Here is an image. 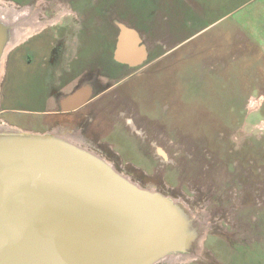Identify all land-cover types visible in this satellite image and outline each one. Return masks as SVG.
<instances>
[{
  "label": "rangeland",
  "instance_id": "374dc122",
  "mask_svg": "<svg viewBox=\"0 0 264 264\" xmlns=\"http://www.w3.org/2000/svg\"><path fill=\"white\" fill-rule=\"evenodd\" d=\"M5 1L39 8L45 21L66 9L75 15L61 16L5 55L0 109L24 111L0 119L42 131L43 117L33 111L44 107L34 99L43 87L35 86L32 73L16 71L18 61H34V41L43 51L35 60L45 56L48 66L116 70V79L144 66L122 82L127 91L120 97L138 131L104 111L101 126L84 135L108 148L99 147V154L119 172L166 190L205 218L200 254L181 264H264V127L256 126L264 120V102L248 106L264 94V0ZM119 24L137 31L148 52L144 63L124 67L114 59Z\"/></svg>",
  "mask_w": 264,
  "mask_h": 264
},
{
  "label": "water",
  "instance_id": "95a60500",
  "mask_svg": "<svg viewBox=\"0 0 264 264\" xmlns=\"http://www.w3.org/2000/svg\"><path fill=\"white\" fill-rule=\"evenodd\" d=\"M9 31L0 20V67ZM60 130L0 127V264H155L200 254L191 209Z\"/></svg>",
  "mask_w": 264,
  "mask_h": 264
},
{
  "label": "flooded vegetation",
  "instance_id": "af4514ba",
  "mask_svg": "<svg viewBox=\"0 0 264 264\" xmlns=\"http://www.w3.org/2000/svg\"><path fill=\"white\" fill-rule=\"evenodd\" d=\"M73 13L75 15V12L72 9H66L60 11V13L56 17H52L48 20H46V24H52L55 23L61 16L67 15ZM43 27L39 31L35 32L32 37L37 36V34H40L41 30L45 29ZM30 37V38H32ZM64 53V52H63ZM43 52L39 55H42ZM35 55L32 54L29 55L30 58L34 61L30 62H20L18 61V69L19 75L21 73L25 75L33 74L35 77L36 85L38 88L43 87L42 89L36 90V93L38 94L34 99H38L41 106H44L43 108H39L33 112L42 115L41 126L42 131H51L55 129H61V130H67V131H76L77 136L74 139L82 143V139L78 133L80 132L81 135H83L86 139V143H88L92 148H90L92 151L99 154V151L96 149H99V147L106 148L101 141L94 137H86L84 135V132L88 129V127L93 126V128H98L101 126V122L97 120L99 118V115L101 112L112 113L115 117L121 118L122 121L125 123V125H128L132 123L130 127L131 130L138 131L137 126L133 123L134 117L128 114L124 108H122L125 105L126 98L120 99L121 96H123L121 93L122 91H127L125 86L122 84L126 79L131 78L133 76H138L141 74V71L144 66H141L137 68L134 71L128 72L124 76H122L120 79H116V71H105L101 73V70H97L94 66L92 67H85L84 65H76V67H70V64L58 62L53 63L48 66V64L45 62V56L42 57L40 60H35ZM132 67L135 66L131 64L130 62H127ZM24 64H27L29 66V69L24 68ZM2 65V64H1ZM137 65V64H136ZM5 71L3 77L6 76V62L4 65ZM27 70V71H26ZM141 70V71H140ZM1 71V67H0ZM13 71L11 70L10 73ZM15 72V71H14ZM143 72V71H142ZM9 73V75H10ZM1 74V72H0ZM101 74H104L105 76L102 77ZM44 76V77H42ZM0 79V80H1ZM75 97V99H74ZM77 97V98H76ZM110 99V102L107 103L106 106H104V109H102L103 101L104 99ZM74 101L80 100L79 103H70L67 101ZM7 111H13V112H20L24 111V109L19 108H9L3 106L0 109V115H2L4 112ZM67 117H76V124L77 126L73 127L69 123H65L62 119H65ZM127 117H130L132 122L129 120L127 121ZM45 120L47 118H54L58 119L61 118V120H54L55 127L48 129L50 125L45 124L43 119ZM103 119V118H102ZM44 120V121H45ZM65 123V124H64ZM1 125H12L13 124L8 123V121H4V119H0ZM17 127V126H16ZM85 144L82 143L83 146L87 147ZM89 148V147H87ZM108 149V148H106ZM110 151V150H109ZM112 154L116 155L118 158V152H113ZM101 155V154H100ZM118 163V162H117ZM137 170H141L144 176H150L146 171L135 167ZM154 189H157L154 187ZM161 192L167 194L166 190H160ZM182 262H176V261H170L167 259L161 260L157 262L156 264H181ZM186 263V262H185Z\"/></svg>",
  "mask_w": 264,
  "mask_h": 264
},
{
  "label": "bare ground",
  "instance_id": "6f19581e",
  "mask_svg": "<svg viewBox=\"0 0 264 264\" xmlns=\"http://www.w3.org/2000/svg\"><path fill=\"white\" fill-rule=\"evenodd\" d=\"M38 9L31 6V5H24L23 6V5H17L12 1L0 0V20L5 25H7L9 30H10L9 31V33H10L9 39L5 45V49H4V53H3V57H2L0 79H1V75H2V68H3V62H4L5 55L8 52H10V50H12V48L19 45L26 38L30 37L35 32L39 31L40 29H42L43 27H45L47 25L45 20H41V18L39 19V16H38L39 10ZM119 26H120V32L118 34V39H119L118 44H117L118 48L119 47L121 48L122 46H124L125 43H129L132 46H137L139 43L135 44V42H134L135 38H138L137 34L132 29L125 27L124 24H119ZM126 30L131 31L132 38L131 37L127 38V36L124 35V32ZM139 41H140V39H139ZM263 100H264V95H262L259 98L251 97L249 99L248 106L250 107V109H255L263 103ZM1 126H4V125L0 124V127ZM57 134L59 135L60 138L64 139L65 141H67L71 144L87 148V147L82 145V143L79 141V139H77V140L74 139L75 137H79V136H77L76 131L60 130V131H58ZM87 149L91 150L90 148H87ZM100 156H102V155H100ZM103 159L106 160L110 166H113L115 168L114 164L110 160L106 159L105 157H103ZM120 173L123 176H125L126 178L131 179L128 175H125L123 172H120ZM150 189L154 190V188H150ZM170 197L173 200L182 203V205L185 208L190 210V208L188 207V205L185 203L184 200H182L180 198H175L172 196H170ZM191 214L195 216V214L193 212ZM202 219L204 221H200L198 219L200 221L198 223H200L202 225V228L200 231V237L198 240L199 249L202 248L203 241H204L206 234L208 232V229H209L208 222L205 220L204 217ZM164 259H167L170 261H176V262L178 261V262L185 263L188 261H192L196 258L195 257L186 258V257L181 256V255H168V256H165L164 258L158 260L157 262L164 260ZM157 262H155V264Z\"/></svg>",
  "mask_w": 264,
  "mask_h": 264
},
{
  "label": "crops",
  "instance_id": "0c3cea01",
  "mask_svg": "<svg viewBox=\"0 0 264 264\" xmlns=\"http://www.w3.org/2000/svg\"><path fill=\"white\" fill-rule=\"evenodd\" d=\"M57 16V15H56ZM56 16H54V17H56ZM57 22V21H56ZM55 22V23H56ZM55 23H52V24H55ZM51 24V25H52ZM125 27H127V28H129L128 26H126L125 25ZM129 29H132L136 34H137V37L139 38V35H138V33H137V31L135 30V29H133V28H129ZM124 35H126L127 36V38H132V34H131V31L130 30H126L125 32H124ZM32 36H34V35H31L30 37H32ZM36 37V36H35ZM35 37H32V38H29V40H30V42H31V40H33ZM118 39V38H117ZM140 39V38H139ZM34 46V47H33ZM30 47H32V48H34V50H33V52L32 53H34V54H41L43 51H42V48L40 47V46H36V44H35V41H34V44H30ZM58 52H60L59 53V55L60 56H62V54H63V50H60V51H58ZM147 56H148V52H147V50H146V47L144 46V45H141L140 44V42H139V44L137 45V46H132V45H130L129 43H125V45L124 46H122L121 48L119 47L118 48V46H116L115 45V50H114V59L115 60H117L116 59V57L119 59V62H120V64L122 65V66H124V67H132L130 64H128L127 62H130L131 64H133V65H136V64H142V63H144L145 62V60H146V58H147ZM116 64V63H115ZM124 69H126V68H124ZM114 71H116V70H114ZM262 95H264V94H261V96ZM261 96H259V97H261ZM258 97V98H259ZM74 99H75V97H74ZM74 99H72L73 101H67V102H70V103H76V101H74ZM110 102V99L109 98H107V99H104V101H103V105H102V109H104V106H106L107 105V103H109ZM263 102H264V100H263ZM104 110H106V109H104ZM134 119V118H133ZM45 118L43 119V121L42 122H44L45 124H48V125H50V127L48 128V129H51V128H53V127H55V125H54V120H61V118H58V119H54V118H47L45 121ZM63 121H65V123H69V124H71V126H73V127H75V126H77V120H76V117H67V118H65V119H62ZM64 123V124H65ZM134 124L136 123L135 121L133 122ZM136 125V124H135ZM43 130V129H42ZM38 131H41V130H38ZM78 133H79V135H80V137H81V139H82V143L83 144H85V142H86V139H85V137L83 136V135H81L80 134V132L78 131ZM87 147H89V148H92V146H90L88 143H86L85 144ZM96 150H98V149H96Z\"/></svg>",
  "mask_w": 264,
  "mask_h": 264
},
{
  "label": "built area",
  "instance_id": "2783aa9c",
  "mask_svg": "<svg viewBox=\"0 0 264 264\" xmlns=\"http://www.w3.org/2000/svg\"><path fill=\"white\" fill-rule=\"evenodd\" d=\"M258 129H262L264 127V120H262L259 124L256 125Z\"/></svg>",
  "mask_w": 264,
  "mask_h": 264
}]
</instances>
